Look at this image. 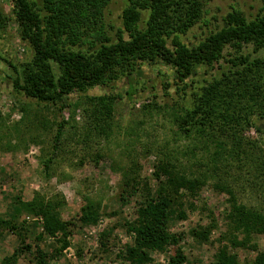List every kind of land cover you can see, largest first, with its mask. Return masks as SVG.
<instances>
[{
  "label": "rangeland",
  "instance_id": "rangeland-1",
  "mask_svg": "<svg viewBox=\"0 0 264 264\" xmlns=\"http://www.w3.org/2000/svg\"><path fill=\"white\" fill-rule=\"evenodd\" d=\"M30 1L43 15L46 13L43 0ZM126 6L127 0H111L105 9L106 32L113 39L123 27L122 12ZM234 8L254 18L264 8V0H204L203 18L182 40L198 44L224 26L225 16ZM0 9L10 17L0 37V220L10 218L9 210L16 198L28 202L36 194L47 199L62 195L65 204L60 212L65 220L77 218L89 198L102 204L103 214L98 221L71 234L62 254L48 264H131L128 253L134 239L124 224L136 217L135 204L132 202L117 215L113 212L119 209L117 197L122 172L135 162L141 166V176L149 179L153 187L158 183L157 166L168 160L182 164L190 176L205 180L204 185L195 189V197L187 198V218L171 227L172 232L182 235L180 243L165 253L153 252L152 261L146 264H167L170 256L180 252L187 256L190 264H208L212 260L220 238L228 231L230 212L228 195L214 188L217 182L230 183L240 201L264 211V117H254V124L240 133V147L229 141L225 149L216 148L196 133L186 137L175 124L176 115L192 107L194 87L220 77L232 67L229 61L237 55L232 47L227 46L223 58L213 66H199L198 74L193 83L189 81L191 86L186 91L178 89L171 66L160 61L137 62L131 77L136 83L132 100H118L112 113L107 115L109 136H99L95 130L101 122L97 115L101 108H96L89 98L123 94V81L106 82L65 96L64 115L69 123L46 177L43 161L52 151L61 121L60 103L30 98L13 87L12 79L17 75L9 62L20 69L31 62L34 52L20 35L14 2L0 0ZM147 18L148 13L144 12L140 27H144ZM241 53L256 57L262 56L264 51L256 53L253 45H245ZM167 83L170 84L167 86ZM212 219L215 227L210 241L213 244L200 243L191 232L211 224ZM16 220L23 224L25 242L32 250L39 246L52 253L58 248L56 238L44 233L42 216L22 212ZM105 231L110 232L106 247L101 244ZM41 234L44 236L39 240L37 237ZM22 242V237L0 223V264L21 250ZM252 245L248 248L229 246V250L239 257L241 264H247L264 251V235L255 236ZM13 264H36V258L23 249Z\"/></svg>",
  "mask_w": 264,
  "mask_h": 264
},
{
  "label": "trees",
  "instance_id": "trees-1",
  "mask_svg": "<svg viewBox=\"0 0 264 264\" xmlns=\"http://www.w3.org/2000/svg\"><path fill=\"white\" fill-rule=\"evenodd\" d=\"M12 1L20 35L34 52L31 62L23 64L20 69L9 62L17 75L12 79L13 87L30 98L60 103L62 113L52 151L43 161L46 177H49L69 123L64 115V97L106 82L123 81V94L89 98L96 108H101L97 112L101 122L95 130L99 136H109L110 118L107 115L112 113L118 100H132L136 83L131 77L137 62L160 61L171 66L178 89L186 91L198 74V67L218 63L226 47L230 46L237 53L229 61L232 67L220 77L205 80L199 88L194 87L192 107L177 114L175 124L180 134L188 137L196 133L201 139L215 144L216 148L225 149L229 141L240 147V133L254 124V117H264V54L254 57L241 53L245 45H253L256 53L264 51V8L254 18H248L242 10L234 8L225 16L224 26L198 44H189L182 40V36L203 18L204 0H127L122 12L123 27L116 39L107 34L104 23L105 9L111 0H43L44 15L30 0ZM144 12L148 13V18L144 27H140ZM9 21L10 17L0 9V37ZM177 165L168 160L157 166L156 187L141 176L138 162L122 172L117 197L119 209L113 214L122 213L134 202L136 217L124 224L134 239L128 253L131 264L149 263L153 252L165 253L182 240V235L172 232L171 227L187 218V198L190 195L195 197V189L204 185L205 180L190 176L182 164ZM214 188L228 195L230 212L228 231L220 238V245L208 264H241L229 246L248 248L255 236L264 235V211L240 201L230 183L220 181L214 184ZM64 204L62 195L47 199L36 194L28 202L16 198L9 210L10 218L0 220V223L22 237L23 246L2 264H13L23 249L35 256L36 264H48L49 260L62 254L71 234L96 223L103 214L101 202L89 198L77 218L65 220L60 212ZM22 212L42 216L44 233L56 238L58 248L52 253L39 246L32 250L33 247L25 242L23 224L16 220ZM212 220L211 224L192 230V236L200 243L213 244L210 241L215 227ZM110 232L102 233L104 247ZM43 236L37 238L41 240ZM224 240L227 242L223 243ZM167 264L190 263L180 252L170 256ZM247 264H264V251Z\"/></svg>",
  "mask_w": 264,
  "mask_h": 264
}]
</instances>
